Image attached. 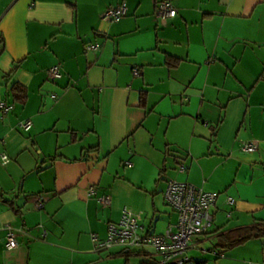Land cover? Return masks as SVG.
<instances>
[{"label": "crops", "instance_id": "0c3cea01", "mask_svg": "<svg viewBox=\"0 0 264 264\" xmlns=\"http://www.w3.org/2000/svg\"><path fill=\"white\" fill-rule=\"evenodd\" d=\"M161 1L0 0V99L13 104L0 112V153L10 159L0 162V264H158L148 247L96 251L90 235L104 238L124 206L143 213L140 233L163 232L176 219L162 196L169 180L218 193L187 264H264V236L233 246L222 238L264 222V0H168L176 14L164 20ZM120 3L125 16L102 19ZM91 40L100 48L89 54ZM55 63L62 76L51 81ZM44 77L55 90L48 101ZM251 140L256 150L242 151ZM205 243L209 256L196 251Z\"/></svg>", "mask_w": 264, "mask_h": 264}, {"label": "built area", "instance_id": "2783aa9c", "mask_svg": "<svg viewBox=\"0 0 264 264\" xmlns=\"http://www.w3.org/2000/svg\"><path fill=\"white\" fill-rule=\"evenodd\" d=\"M127 13L125 3L108 7L101 15L107 22H117ZM176 9L171 1L163 0L158 4L156 16L164 20L167 17H174ZM85 51H95L97 45L87 44ZM133 75H138V71L133 70ZM48 79L51 81L61 77L59 64L51 65L47 70ZM13 109V104L0 99V112L9 113ZM32 122L30 119L21 120L17 127L22 131L30 129ZM257 140L244 141L241 143V150L253 152L257 147ZM9 157L5 152L0 153V162L5 165L9 162ZM95 190L93 187L88 189V196H93ZM218 193L205 191L201 187L191 184L171 181L168 183L164 192L165 201L172 207L176 213L174 222L168 223L161 234H143L139 232V221L142 218V212H134L129 207L124 206L121 209L120 216L116 221H110L107 224L106 235L100 239L95 233L90 235L91 242L96 250H105L113 246H118L126 250L143 249L145 247L153 249L155 254L159 255L158 264H187L190 261L187 250L190 247L192 236L207 233L213 222V213L211 207L216 203ZM96 201L102 206H109L111 198L109 195H99L95 197ZM38 206L43 207V197L38 198ZM226 203L234 204V198L227 196ZM4 247L13 249L18 242L14 234V229L6 225ZM44 234V233H43ZM218 256L222 253L214 252Z\"/></svg>", "mask_w": 264, "mask_h": 264}, {"label": "trees", "instance_id": "16d2710c", "mask_svg": "<svg viewBox=\"0 0 264 264\" xmlns=\"http://www.w3.org/2000/svg\"><path fill=\"white\" fill-rule=\"evenodd\" d=\"M178 59L176 58H173V57H167V60H166V63L168 64L169 67H173L175 65L178 64ZM55 64H59V63H55ZM54 65V64H53ZM59 67H60V64H59ZM60 71H61V68H60ZM61 76H62V73H61ZM61 78V77H60ZM12 89L13 91H16L18 93L21 92V89L17 86H12ZM23 92L22 91V95H23ZM241 149V148H240ZM243 151V150H242ZM246 152V151H244ZM127 165L129 166L130 163H127ZM178 169L180 171H184L185 169V164L181 161L179 162L178 164ZM171 181H175V182H179V181H176V180H169L167 183H166V186L162 192V196H163V200L164 202L172 209V207L165 201V198H164V192L166 190V187L168 185L169 182ZM179 183H186V184H191V183H188V182H179ZM193 186H196L194 184H191ZM198 187V186H196ZM94 188V187H93ZM95 190V189H94ZM95 195V194H94ZM97 197V196H96ZM131 209V208H130ZM132 210V209H131ZM173 210V209H172ZM134 211V210H133ZM174 211V210H173ZM134 212H138V211H134ZM175 212V211H174ZM176 214V213H175ZM142 216H143V213H142ZM142 220V218H141ZM140 220V221H141ZM140 221H139V225H140ZM108 224V223H107ZM140 228V227H139ZM139 230V229H138ZM164 231V230H163ZM163 233V232H161ZM161 233H158V234H161ZM144 234H147V233H144ZM148 234H156V233H148ZM206 234V233H204ZM202 235V234H201ZM222 238L224 240V243L227 245V246H233V245H236V244H239V243H242L250 238H254V237H260V236H264V222H257L255 223L254 225L252 226H248V227H242V228H237L235 230H232V231H229V232H226V233H223L222 234ZM192 242V241H191ZM94 247V246H93ZM114 247V246H113ZM118 247V246H117ZM190 248V247H189ZM188 248V249H189ZM96 250V249H95ZM96 251H101V250H96Z\"/></svg>", "mask_w": 264, "mask_h": 264}, {"label": "rangeland", "instance_id": "374dc122", "mask_svg": "<svg viewBox=\"0 0 264 264\" xmlns=\"http://www.w3.org/2000/svg\"><path fill=\"white\" fill-rule=\"evenodd\" d=\"M87 44H89V45H97L98 46V48H100V45H99V43L98 42H94V41H89L88 43H86L85 45H84V47L87 45ZM84 50H85V48H84ZM86 53H92V52H89V51H86ZM80 76V75H79ZM81 76L82 77H86V73L85 72H82L81 73ZM43 84H45V85H48L49 87H47V86H44V88L42 89V91H41V94H42V96H43V101L45 100V101H48L49 99H50V95H51V92L52 91H54L55 92V90L54 89H51L50 87L53 85L50 81H48L47 79H45V77H44V81H43ZM52 90V91H51ZM92 92H88L87 94H85L84 96H82L83 98H84V100H85V104H84V107H82V109L83 110H85V111H88L87 109H92L94 106H93V98H94V94L92 95L91 94ZM81 102L82 101H80V102H78L77 104H76V106L75 107H78V106H80L81 105ZM19 107L20 106H18L17 107V109L16 110H18L19 109ZM165 206V208L166 209H168L169 208V206L167 205V204H165L164 205ZM219 215H222V213H218ZM157 232H159V229H157ZM198 237V235H194V236H192V240L194 241L196 238ZM211 243H205V246H204V248H205V250H196L197 251V253H199V255H201V256H203V255H207V256H209V255H211V252H209L207 249L208 248H211L212 246L210 245ZM187 254H190V250H189V253H188V251H187ZM147 261H153V259L151 258V257H148L147 256V259H146ZM191 262V261H190ZM153 263V262H152ZM152 263H149V264H152ZM155 263V262H154Z\"/></svg>", "mask_w": 264, "mask_h": 264}]
</instances>
